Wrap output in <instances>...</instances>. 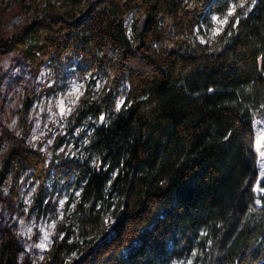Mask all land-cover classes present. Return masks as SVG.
<instances>
[{"label": "trees", "instance_id": "1", "mask_svg": "<svg viewBox=\"0 0 264 264\" xmlns=\"http://www.w3.org/2000/svg\"><path fill=\"white\" fill-rule=\"evenodd\" d=\"M70 1L58 9L32 0L29 21L0 33V51L21 58L32 78L19 131L2 127L0 264H167L191 253L204 264H264V173L258 181L253 126L264 112V0L205 41L195 29L223 0ZM74 60L107 80L71 115L72 126L106 118L85 145L93 163L53 165L27 140L28 108L40 68ZM52 168L80 184V199L38 258L11 215L22 171L38 181L34 204H49L42 184Z\"/></svg>", "mask_w": 264, "mask_h": 264}, {"label": "rangeland", "instance_id": "2", "mask_svg": "<svg viewBox=\"0 0 264 264\" xmlns=\"http://www.w3.org/2000/svg\"><path fill=\"white\" fill-rule=\"evenodd\" d=\"M256 0H223L205 11L204 20L196 27L199 40H212L219 36L233 15L245 13L253 7ZM32 0H0V33L10 34L18 30L31 18ZM58 8L70 6V0H51ZM226 21V22H225ZM32 80L28 66L8 52L0 51V171L2 158L8 146V137L2 127L18 132L19 119L23 105L24 91ZM107 77L103 72L91 73L82 65L70 61L56 70L47 65L40 68L35 79V91L28 108L30 125L27 140L38 145L46 153V160L53 165L62 159L80 161L94 155L85 148L88 135L95 123L106 117L91 119L88 116L72 126V114L81 106L84 99H93L102 92ZM41 83H45L44 88ZM127 84L118 86L114 96V106L119 108L126 94ZM254 145L257 151L258 181L264 173V112L254 118ZM12 178L10 171L4 174V183ZM20 190L16 208L11 215L17 219L22 235L31 240L28 249L33 257L40 258L48 248L57 225L71 214L80 199L81 186L74 179L66 180L64 173L52 168L42 184L43 199H49L46 207L34 204L38 181L21 172ZM255 191L261 192L258 182ZM256 203H259L257 198ZM106 222L112 224L111 212L104 215ZM35 246V247H34ZM167 264H204L201 256L194 253L174 258Z\"/></svg>", "mask_w": 264, "mask_h": 264}, {"label": "snow or ice", "instance_id": "3", "mask_svg": "<svg viewBox=\"0 0 264 264\" xmlns=\"http://www.w3.org/2000/svg\"><path fill=\"white\" fill-rule=\"evenodd\" d=\"M226 22V21H225Z\"/></svg>", "mask_w": 264, "mask_h": 264}]
</instances>
